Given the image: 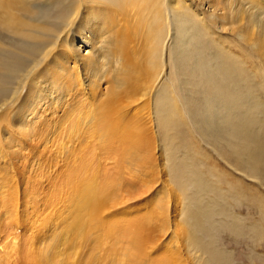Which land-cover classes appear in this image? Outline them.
<instances>
[{
  "label": "bare ground",
  "instance_id": "obj_1",
  "mask_svg": "<svg viewBox=\"0 0 264 264\" xmlns=\"http://www.w3.org/2000/svg\"><path fill=\"white\" fill-rule=\"evenodd\" d=\"M230 48L253 56L264 77V0H0V156L25 173L20 183L31 189L21 197L36 198L39 150L85 141L80 166L66 175L67 197L41 223L34 214L27 240L2 230L20 192L17 178L0 180L8 196L0 198V264H79L82 248L81 264H121L96 255L116 244L127 264H182L177 249L149 244L145 218L110 217L124 203L113 201L115 191L142 183L137 165L160 168L183 197V264H233L226 239L246 242L252 233L217 221L215 201L198 197L207 190L197 164L187 163L186 140L226 160L241 143L262 154L261 136L248 129L264 123L248 120L256 102L245 99L249 77ZM108 146L126 151L112 160L114 177L95 157Z\"/></svg>",
  "mask_w": 264,
  "mask_h": 264
},
{
  "label": "rangeland",
  "instance_id": "obj_2",
  "mask_svg": "<svg viewBox=\"0 0 264 264\" xmlns=\"http://www.w3.org/2000/svg\"><path fill=\"white\" fill-rule=\"evenodd\" d=\"M228 51L233 57L238 59V62L244 67L247 76L249 77L247 81V83H249H246L247 86H249V88H247L248 96H245V99L250 101V103L253 101L256 102L255 105L257 109H255L256 111H254L253 114L248 115V120L250 124L253 120H256V122L259 123H264V77L261 74L262 70L260 69V64L251 55L247 58H241L240 52L237 50L230 48ZM88 102L91 103L92 101ZM262 127H264V124L254 126V128L252 126L248 129L249 132L256 137L261 136L262 140H259V142L262 143V154L251 155L249 151L254 148L252 147L254 145L249 147L245 146L246 148L248 147L246 150L244 145L242 146L243 143H241V149L240 146H238V152L234 155L233 160H226L209 147L205 148L202 146L203 148H199L198 146L200 145L196 143V139L194 140L190 135H187L188 137L186 138L187 144L189 145V155L193 152V154L191 153L189 156L190 158L187 163L197 164L203 185H205V189L207 190V192L201 191L203 193H200L198 197L202 198L205 202L208 201L209 204H211V201H215V209H217V212H220L216 217L217 221L231 222L232 220V222L236 223L238 221L239 225H244V227L250 229L252 233L249 235V238H245L246 242L241 241L235 244L233 243L234 241L231 240V237L228 236L229 238L226 239L228 240V246L225 247V245H223V249H226L227 252L233 254V264H261L259 261L264 258V128ZM64 134L67 136L66 131ZM192 139L193 142H191ZM188 141H190V143ZM84 143L85 141L81 143L77 142L73 145H65V142L62 139V143L61 141L56 142L55 144L49 143L47 149L43 148L41 149L43 152L39 150L38 153L35 154L37 157L40 154L38 160L41 164V171L38 176L33 177L32 179L33 182L36 180L35 183H31L36 198L33 200L29 196V201L24 198L28 197L25 192H29L31 188L26 185L24 182L25 180L20 183V178L23 177L24 179L25 173L21 169H19V172L16 166L10 163L6 154L4 155L5 157L0 156V180H5L8 177L11 179L13 177L17 178L19 181L17 180V182L14 180L13 183L19 187L20 192L19 196L17 195V199L16 197L14 199L13 197L12 199L9 198L10 205L13 206L12 203L16 202L15 204L19 210L16 213L13 211L9 217L8 209L4 207L2 202H0V213L7 209V211H5L7 215L2 219V224L4 225L2 226L4 228H1L2 230H6V228L9 227L7 228L8 234L15 233L24 240H27V238L29 239L36 234L33 229L30 230L29 222L35 218L34 214H38L41 216L39 220L41 223V219L49 215V209L55 205H58L57 207L59 208L61 207L59 205L61 204L60 201L65 196L67 197L66 194L68 192V189L64 187L67 184L66 175L72 172L74 162H77V166H80L81 163L79 162V158L82 154L80 150ZM64 146L66 148H63ZM94 148H96V144L94 145ZM123 148V146L118 148L108 146L105 152L102 151L105 157L101 155V153L99 154L98 151L96 152L97 156L95 155V157H99L101 160H108V166L105 164L103 170L100 172L101 174L104 170L105 174L113 177L118 174L120 166L117 164V166L115 165L116 167L112 165V160L115 159V155L116 159L119 160L121 155L126 154V151H124ZM201 148L202 150H200ZM66 150H71V158H67L65 155ZM242 153H244V155ZM195 154V157H197L198 160L193 156ZM192 158L195 159L193 160ZM78 163L80 164L78 165ZM114 167L116 168L115 172L113 169ZM137 168L142 183L136 181V186L134 187H129L124 184V187L121 190L115 191L113 201L118 202L124 198V203H122L123 205L119 208L117 207V210L113 209V212L110 210V217L112 218L115 216V218H117L118 216H124L125 218V216L129 217V215H134L136 217L133 218L134 216H132L131 219L145 218L144 220H147L148 222V229L143 231V233H145L148 236V239H150L149 244L156 242L154 244V247L156 248H160L167 244L166 246H169L170 248L172 247L171 249H173V251L177 249L175 252L180 255V258L182 257L181 262L183 264L184 258L189 254V249L186 247L185 241L186 239L188 242L187 245H189V238L186 237V234H182L185 233L182 224L184 220L181 215L184 213V210L180 205V198L183 200V197L180 196V193H178L177 189L172 185L173 182L171 181L172 183H170V178L161 172L160 168L155 170L152 168L146 169L145 167H140V165H137ZM12 171L13 176H11ZM26 188L29 189L27 190ZM4 193L5 192L2 191V195H0L1 199L8 197L7 194L5 193V196ZM190 193L188 194L194 195L193 190H191ZM21 196H24V198ZM6 206L8 205L6 204ZM13 213L17 215L12 217L11 215ZM165 220L167 221L168 226H166L167 223L163 226ZM240 222H242V224ZM6 225L7 227H5ZM224 240H222L221 237L220 241ZM120 245L116 244L115 248L108 249H106L108 247L106 245V247H103L104 249L102 248V251L104 252L99 251V254L96 255H100V257L103 256L102 259L107 261L116 259L115 257L118 256L117 260H121V258L123 260L121 264H127L125 263L127 258L123 252L124 247ZM112 249L115 250L112 251ZM81 250L82 251H80L79 255L82 257L85 254L86 249L84 250V248H82ZM83 250L84 254L82 255ZM109 251H111V254L108 253ZM156 251L162 253L161 248ZM80 256L78 257L79 264H81L80 261L85 258L84 255L81 260ZM193 263L195 264L194 260Z\"/></svg>",
  "mask_w": 264,
  "mask_h": 264
}]
</instances>
